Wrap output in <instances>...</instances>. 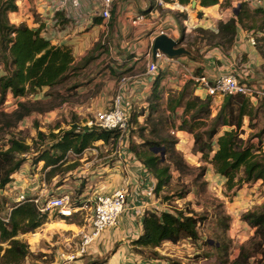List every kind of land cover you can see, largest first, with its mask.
Masks as SVG:
<instances>
[{
  "label": "trees",
  "instance_id": "obj_1",
  "mask_svg": "<svg viewBox=\"0 0 264 264\" xmlns=\"http://www.w3.org/2000/svg\"><path fill=\"white\" fill-rule=\"evenodd\" d=\"M17 0H0V103L7 96L26 97L35 94L42 87H49L72 80L70 89H75L82 83L76 81L80 69L85 68L92 59L85 55L75 61L72 51L65 45H53L45 38L39 28H31L26 23L15 25L9 20V13L18 9ZM188 4V0H178ZM264 1V0H263ZM201 7L217 4L219 0H196ZM252 24L243 22V14L239 11L226 21L217 24L214 38L220 44L230 48L239 25L248 30L259 31L262 37L256 39L264 44V4L252 9ZM201 14V13H199ZM257 21L259 23L257 24ZM180 41V40H179ZM95 48V46H94ZM264 57V46H257ZM159 76L154 80L150 101L164 98V90L160 87ZM194 82L186 81L177 92H169L166 108L175 113L176 108H182L178 117L176 130L188 132L193 136L194 150L200 154L202 161L212 165L215 174L225 179L228 190L240 188L243 184L261 181L264 183V127L257 128L256 119L261 112V103H253L242 94L223 96L222 103L216 114L212 116V96L200 97L193 93ZM31 102L19 101L17 108L11 113L0 110V189L11 181V175L21 166L24 156L33 147L10 130L25 116L33 111ZM133 109L130 115L132 120ZM142 114V113H141ZM137 115H134V117ZM245 120L249 133L246 135ZM225 128L222 130V128ZM42 139V149L36 148L34 163L43 162V168L50 167L48 176H55V169L65 161L66 154H75L92 147L96 141L113 143L116 134L96 126L70 125L66 130L45 134L37 131ZM45 139L48 141L43 142ZM256 139V141H254ZM35 144H38L37 142ZM146 149L135 150V155L143 162L155 177L154 195L171 183L170 165L164 163L151 147L163 146L172 157V163L177 167L187 166L182 155L175 149L176 141L163 139L161 142L145 140ZM132 150L134 149L131 147ZM165 153V152H164ZM175 157V158H173ZM71 165H68V169ZM201 175L205 167L200 165ZM185 191L180 198L185 197ZM7 222L0 219V263L20 264L28 253L27 245L17 239L19 234L32 232L46 222V214H41L31 202L13 204ZM0 199V209L3 208ZM242 220L254 228L253 236L239 248L238 255L230 264H264V209L249 210L242 214ZM68 219V218H66ZM72 223V222H71ZM141 234L133 241L136 248H155L163 242L177 243L188 238L193 242L199 239L198 214L191 211L177 210H146L140 220ZM7 242L3 248L1 243ZM260 255V257H258ZM253 258V261L250 259Z\"/></svg>",
  "mask_w": 264,
  "mask_h": 264
},
{
  "label": "rangeland",
  "instance_id": "obj_2",
  "mask_svg": "<svg viewBox=\"0 0 264 264\" xmlns=\"http://www.w3.org/2000/svg\"><path fill=\"white\" fill-rule=\"evenodd\" d=\"M168 7L172 9L168 11L173 13L172 16L177 20L180 29L179 45L187 50V53L182 55H186V61L189 62L190 60L200 59L211 47L221 46L223 49H227L225 45L220 44L219 39L212 36L213 33L216 34L218 22L226 21L241 11L245 13L243 14V22L250 25L252 24L251 11L255 6L251 0H219L217 4L209 8L206 15L199 10V6L191 7L190 5L187 11L182 12L179 8H175L172 2H169ZM258 23L259 21H257ZM239 27L246 32L250 31L249 34L256 39L263 36L259 31L254 33L253 30H248L242 25H239ZM107 44L108 36L99 35L97 42H94L91 49L85 54L91 55L92 59L85 68L79 70L77 77H75L76 81L82 83L81 87L84 91L77 92L69 88V85L74 81L72 78L71 81L67 80L52 89L48 88L45 91L40 89L35 94H29L26 97L13 98L7 96L5 102L0 103V110L11 113L17 108L19 101L28 100L31 102L34 110L10 130L17 138L33 147L24 156L23 161L25 162L22 163V165H26L27 160L31 161L26 177H33L37 173V178L44 181V187L49 194H55L54 191L57 186L74 180L73 177L76 176L74 167L69 169L67 167L68 165L80 164V162L76 161L71 164L70 160L74 156L65 157V161L55 169L57 174L53 179L47 175V170L43 168L36 170L37 166L43 165L41 161L34 163V156L37 155L36 148L42 149L44 145H40L42 139L38 137L37 131L49 134L50 132L57 133L58 130H66L72 124L84 126L82 125L83 122L93 120L96 110L90 109V100L102 88L105 80L108 81L111 75H117V79L125 74L131 75L134 71H139L144 67V63L139 62L128 70L121 69L117 72L109 63H114L118 69L119 67L123 68L125 65H118L116 64L117 61L109 58L108 53H106L108 51ZM255 46H264V44L262 45V42L259 41ZM131 69L132 71H130ZM193 69L196 72V68L193 67ZM160 87L168 89L163 82H160ZM114 91L115 88L112 89V98ZM259 102L262 108H260L261 112L256 119L257 128L264 127V99ZM153 103L154 101L147 99L146 104L135 106L129 126V146L134 148L133 150L131 148V150L135 154V150L146 149L145 140L156 142H161L163 139L176 141L175 149L182 155L187 166L177 168L172 163V157L165 151L163 161L170 165L171 183L159 192V203L163 204L162 208L164 210L174 212L177 210L195 211L199 219V239L193 242L191 239L184 238L177 243L163 245L161 251L154 250L152 247L138 249L133 244V240L139 237L140 222H127L121 217V223L119 224L123 231L121 236H123L126 244L130 246L129 250L122 253L121 258L125 261H131V258L134 257L131 254L133 253L135 254L133 260L135 264H138L137 260L141 263L143 259L149 261L150 258H157L159 260L157 262H160V264H230L238 255L240 246L246 243L254 234V228L242 220L241 216L249 210L264 209V192L258 190L256 193L261 192L258 194L259 198L254 199L252 196L240 208H234L230 205V202L235 198L237 189L228 190L224 183H220V180L213 181L216 175L210 169L207 170L208 162L202 161L200 154L195 153L193 136L185 131L183 133L177 132L175 125L178 124L179 116L165 111V99L155 100L156 104L154 106ZM134 115L137 116L134 117ZM246 130L248 131H246L245 136L250 131L247 127ZM47 141L48 139H45L43 142L46 143ZM36 142L38 144H35ZM111 147L113 149L115 144L113 143L109 148L111 149ZM84 151L87 153V159H90L88 152H92L91 149H85ZM100 153L103 152L98 151L96 155L99 157ZM193 153L198 155V160L190 164L188 161L193 159L191 156ZM156 154L161 158L159 152ZM200 165L205 167L203 175H201V170L198 168ZM222 178L220 176V179ZM185 191H188L185 197L180 198L179 195ZM16 193L8 186L0 191V199L3 201L0 215L5 213L7 204L12 203ZM258 199H261V202ZM257 201L260 204H257ZM70 224L81 226L82 220L78 217L61 219L55 213L47 212L44 224L32 232L19 234L17 239L24 242L28 249L26 257L20 264H53L58 262L59 258L56 253L59 247H63L66 238L77 231V227ZM58 238H60L61 244H55ZM1 245L3 248L8 246L7 242L1 243ZM110 256L111 251L97 256H95V253L94 255L89 254L82 258L81 264H105ZM137 256L139 257L137 258ZM250 261H253V258ZM147 263L152 264L153 262L151 260Z\"/></svg>",
  "mask_w": 264,
  "mask_h": 264
},
{
  "label": "crops",
  "instance_id": "obj_3",
  "mask_svg": "<svg viewBox=\"0 0 264 264\" xmlns=\"http://www.w3.org/2000/svg\"><path fill=\"white\" fill-rule=\"evenodd\" d=\"M62 3L65 7L59 9ZM16 4L18 9L10 12L8 15L11 23L15 25L26 23L31 28H39L41 34L49 39L51 44L68 46L72 51L75 61L81 60L87 51L91 49L94 42H97L99 35H103L108 36V51L106 53H108L109 58L117 61L116 64L118 65H125L123 68L119 67L118 69L114 63H109L117 72L121 69L124 71L128 70L139 62L144 63V67L141 70L134 71L131 75L125 74L118 79L117 75H111L108 81L105 80L102 88L90 100L91 110H103L109 106L113 94L112 89L114 90L115 88L114 94L118 92L122 78H126L121 91L128 108H132L134 111L136 105L146 104L154 83V80L145 75L147 62L150 60L146 54L154 38L160 30L174 39L179 40L178 38L180 37L177 20L172 16L173 13L168 11L172 10L168 7L169 3L162 5L157 0H115L109 20H105L101 16L94 14V10L97 7L95 0H82L80 7L77 9L72 8L69 4L67 5L65 0H17ZM180 5L182 6L181 12L189 9L184 8L186 7L184 4ZM195 6L199 5L196 4ZM210 7L199 6V10L203 11L204 15H206ZM138 14H144L145 19L139 25H133L132 19ZM189 19L191 18L189 17ZM249 33L250 31L246 32L239 27L230 48L223 49L221 46L211 47L200 59L190 60L189 62L186 61V55H181L179 58L195 67L196 74L205 75L209 79L235 71L238 74H248L247 79L251 83H264V57L257 47L252 45L248 40L249 35H251ZM159 78V81L163 82L168 88H162L164 90L163 99H165L164 108L165 111L171 113L166 108L168 93L179 91L186 81L180 79L175 67L165 65L160 66ZM81 86L76 87L74 90L77 92L84 91ZM161 86L163 87L164 85ZM191 87L195 95L200 97L206 95L204 89L199 85L193 83ZM48 88L45 86L41 89L45 91ZM222 100L223 96L221 95L212 97V116L216 114ZM181 112L182 108L178 107L174 114L180 116ZM177 123H179V120ZM85 124L87 122L82 123V125ZM246 124L247 121L245 120V129ZM223 129L225 128L223 127ZM177 132L183 133L179 130ZM111 145L113 143H105L102 140L96 141L92 146L94 148L92 152H88L90 159H87V150L78 155L71 154V151H69L66 157L74 156L70 160V163L73 164V162L79 161L80 164L71 165L70 168L74 167V171L76 172V176L73 177L74 180L57 186L54 191L55 194L71 192L75 197L88 199L96 192L110 193L122 187L126 178L122 167L123 162L115 154L116 145L113 149L112 147L110 149ZM98 151L103 152L100 153L99 157L96 155ZM197 154H191L193 159L188 161L190 164L198 160ZM126 159L130 160L126 165L130 168V170L128 169V173L130 183L129 201L131 204L137 207H156L158 210H164L162 208L163 204L159 203V197L155 196L151 190L152 173L149 175L147 172H141L140 167H143L144 164L135 154L131 159H129V156H126ZM29 164L31 165V161L27 160L26 165L21 164L22 166L11 175V181L8 183V186H11L14 191H18V189L22 190L27 186L29 177L27 178L26 175L28 174ZM207 165V170L210 169L215 174L212 165L209 163ZM32 166L34 167V164ZM41 166L43 165L37 166L36 170L43 168ZM43 169L49 171L50 167ZM34 175L36 176L37 173ZM215 175L214 182L220 180V183H224V178L220 179L219 175ZM55 176H52L51 179ZM42 182L44 183L41 180ZM258 190L264 192V183L260 180L254 183L243 184L237 189L235 198L230 202V205L234 206V208H240L252 196L254 199L259 198L258 194L261 192L256 193ZM258 200L261 202V199ZM260 202L257 201V204H260ZM121 217L127 222L138 223L141 220V216L134 215L132 210L125 211ZM244 224L246 223L244 222ZM70 225L78 227L75 224ZM122 232L121 226L106 229L91 245L90 252H94L95 256H97L111 251V256L105 264H135L133 261L135 254L133 253L131 254L134 257L131 258V261H125L121 258L122 253L130 249V246L126 244L123 236H121ZM169 243L171 242L165 241L155 247L154 250L161 251V247ZM151 260L152 264H160V262H157L159 261L157 258H150L149 261ZM149 261L143 259L141 263L137 260V263L150 264L147 263ZM67 264H81V260Z\"/></svg>",
  "mask_w": 264,
  "mask_h": 264
},
{
  "label": "built area",
  "instance_id": "obj_4",
  "mask_svg": "<svg viewBox=\"0 0 264 264\" xmlns=\"http://www.w3.org/2000/svg\"><path fill=\"white\" fill-rule=\"evenodd\" d=\"M65 1L67 2V5L69 4L72 8L77 9L80 7L82 0ZM188 1V4H184L186 5V7H184L186 9L190 7L193 0ZM251 1L254 6L264 4L263 0ZM95 2L97 7L94 10V14L101 16L105 20H109L115 0H95ZM157 2L162 5L172 2L174 3L175 8L182 9V6L180 5L181 3L179 4L178 0H157ZM64 7L65 5L62 3L59 9H63ZM144 19V14H138L132 19V24L139 25ZM160 34L165 33L160 30L158 35ZM248 40L252 45L256 44L254 36L249 35ZM146 56H148L150 60L147 62L145 75L152 80H155L159 76L161 65L168 67L171 66L177 69L178 75L182 81L192 80L195 84L204 89L206 95L214 97L218 95L242 94L248 97L253 103H257L264 99V83H251L247 79L248 74H238L235 71H230L214 79H209L205 75L196 74L190 64L179 58L180 55L168 56L159 50L153 54L152 45ZM125 81L126 78L121 79V86H119L120 89L114 94L109 106L103 110L96 111L93 120L87 122V126H96L107 131L115 132L116 137L113 143L116 145L115 154L123 162L122 167L126 175L124 185L110 193L96 192L92 197L83 199L81 197H74V194H71V192L49 194L44 187L45 184L43 182L41 183V179L37 178V175H34L33 177H29V180L27 181L28 184L25 188L16 191V197L12 200L10 205L7 204L5 213L0 215V219L7 222L10 211L14 206L13 204L31 202L41 214L52 212L62 219H70L71 217L81 218V226H78L77 231L73 232L66 238L65 243L63 242V247H59L56 253L59 261L55 262V264H67L82 260L84 256L91 254V245L106 229L119 226L121 223V216L125 211L128 212L129 210H132L134 215L141 216L142 218L146 210H158L156 207H137L129 201L130 183L128 169L130 170V168L126 164H128L130 160L126 159V156H129V159H131L134 153L129 146V126L132 108H128L121 91L122 85ZM87 149H91L92 151L94 148L89 147ZM70 153L75 154L73 152ZM140 168L141 172H147L151 175L145 165ZM155 184L156 179L153 176L151 181V190L153 193ZM5 186L7 187L8 184ZM8 188L12 189V187L9 186ZM2 189H0V191H2ZM57 243H62L60 238L55 242V244Z\"/></svg>",
  "mask_w": 264,
  "mask_h": 264
},
{
  "label": "water",
  "instance_id": "obj_5",
  "mask_svg": "<svg viewBox=\"0 0 264 264\" xmlns=\"http://www.w3.org/2000/svg\"><path fill=\"white\" fill-rule=\"evenodd\" d=\"M196 5V0L191 2V7ZM236 13V12H235ZM180 41L174 39L166 34L157 35L152 42V53H156L158 50L167 54L168 56H179L186 54L187 50L179 45ZM154 153H160L163 159V154L165 152L163 146H154L150 148Z\"/></svg>",
  "mask_w": 264,
  "mask_h": 264
}]
</instances>
